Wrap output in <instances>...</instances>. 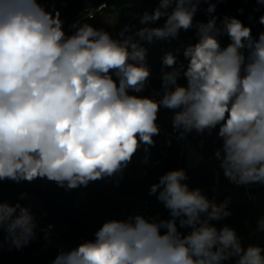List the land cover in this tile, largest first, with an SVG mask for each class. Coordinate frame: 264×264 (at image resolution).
<instances>
[{"label":"clouds","instance_id":"9594fccd","mask_svg":"<svg viewBox=\"0 0 264 264\" xmlns=\"http://www.w3.org/2000/svg\"><path fill=\"white\" fill-rule=\"evenodd\" d=\"M202 3L210 18L194 23ZM216 6L158 0L139 16L141 27L125 24L113 37L80 22L67 35L59 10L39 0H0V181L46 178L71 190L122 173L142 145L145 152L154 145L164 108L178 139L218 128L214 156L231 183L264 184V31L254 37L227 15L218 23ZM162 18L163 26H152ZM192 28L199 39L184 48L187 63L165 53L161 91L137 95L151 76L144 45ZM225 35L230 42L222 46ZM187 179L184 169H172L150 186L168 218L107 220L94 239L59 251L51 264H264V247L244 246L234 228L212 223L231 215L230 201L209 199ZM38 227L31 205L0 201V231L11 247L28 246ZM52 227L42 229L46 239ZM256 228L264 232V217Z\"/></svg>","mask_w":264,"mask_h":264},{"label":"trees","instance_id":"16d2710c","mask_svg":"<svg viewBox=\"0 0 264 264\" xmlns=\"http://www.w3.org/2000/svg\"><path fill=\"white\" fill-rule=\"evenodd\" d=\"M212 2L217 5L213 15L218 17V23L219 19L227 15L240 19L245 26L250 27L254 37H258V34L264 31V25L258 22L259 17L264 15V6L257 10L256 0H212ZM39 3L50 11L59 10L64 22L63 29L67 35L75 31L71 27L74 22L89 23L106 31L116 30L118 34L125 24L141 27L139 16L144 11L151 12L157 7L158 0H39ZM101 4L106 6L97 11L93 17L87 16L89 10L96 9ZM207 7L206 3L201 4L200 11L194 17V23L207 22L210 18L205 13ZM239 9H243V12L238 11ZM113 12H118L119 24L108 25L104 20ZM163 24L164 18L152 26H163ZM222 37L228 39L226 35ZM198 39L196 29L192 28L187 32L181 30L176 43L169 39L144 45L148 49L147 62L152 74L151 81L158 91H161L162 56L171 51L178 57V62L187 63L184 61L183 50L188 45L195 44ZM221 45L225 46L223 43ZM178 83L186 84L183 76ZM172 115L171 111L161 108L157 125L171 129ZM217 132L218 128L214 129L209 141L207 131L202 135L198 134V139L203 140V147L200 149L202 158L196 165L189 166L185 153L180 156V148L175 141L166 140L159 133L153 137L155 143L148 147L147 152L142 145L134 154L132 160H135L136 168L133 177L122 172L109 178L89 182L86 187L80 186L71 190L59 187L52 181L47 180L44 183L39 178L32 182L20 183L5 180L0 181V201L12 204L19 201L25 205V201L20 199L21 193L37 196L41 209L46 213L45 219L48 222L64 223L67 228L64 232L66 244L74 248L85 240L94 239L95 231L107 220H122L136 214L152 218H168V211L157 201L155 195H149V189L168 170L182 168L188 177L185 183L190 188H199L206 195L217 192L221 196L232 197V203L228 207L231 215L212 223L217 228L225 224L234 228L244 246L259 245L256 224L261 218V207L252 184L231 183L220 168V160L207 161L204 157L205 146L208 144V155L216 158L214 152L222 146V140L218 138ZM145 157L147 162H144ZM257 186L264 202V184ZM137 197L141 200L135 202ZM178 230L185 234L190 231L189 228H179V225ZM4 235L3 231H0V264H51L60 251L54 248H41L37 238H34L28 246L17 250L4 242ZM262 237L264 240V232ZM226 264H233V261H228Z\"/></svg>","mask_w":264,"mask_h":264},{"label":"built area","instance_id":"2783aa9c","mask_svg":"<svg viewBox=\"0 0 264 264\" xmlns=\"http://www.w3.org/2000/svg\"><path fill=\"white\" fill-rule=\"evenodd\" d=\"M106 4H101L99 7L96 9H91L88 11L87 16L93 17L94 14L104 8ZM46 9V8H45ZM47 11H50L46 9ZM55 13L54 11H50ZM113 37L117 36L116 30H110L108 31ZM152 74L149 78V83L146 89L138 93L137 95H142V96H153L155 92L158 90L153 86L152 81H151ZM160 134L164 136L166 140H173L175 143L179 146L180 148V156H183L186 150V143H187V137L185 139H178V133L173 131V127L167 128V127H160ZM206 195V194H205ZM209 199H215L217 203L223 202L225 200H229V205L232 203V197L231 196H221L217 192L206 195ZM36 217L37 224L39 227L36 230V237L38 240V244L41 248L43 249H48V248H54L58 250H64L67 251L69 249H72L66 244L65 238H64V232L67 230L66 225L64 223H53V222H48L45 219L46 213L42 210L41 213H34ZM48 225H52V229L49 232L48 238H45V232L42 231V229H47Z\"/></svg>","mask_w":264,"mask_h":264},{"label":"rangeland","instance_id":"374dc122","mask_svg":"<svg viewBox=\"0 0 264 264\" xmlns=\"http://www.w3.org/2000/svg\"><path fill=\"white\" fill-rule=\"evenodd\" d=\"M105 23L108 25H115L116 23L119 24V15L118 12H113L108 15V17L104 20ZM191 136L187 137V143H186V152H185V159L187 164L190 165H196L198 161L202 158V153L201 150L203 147V140L198 139V134L193 131L190 133ZM196 140V142L194 141ZM135 168H136V162L133 159L127 167L123 170V172L127 173L129 176L133 177L135 174ZM42 182H46L47 179H41L39 178ZM141 200L139 197H137L134 201H139ZM25 205H31L32 211L34 213H41V203L40 200L37 196H34L32 194H27V198L24 199Z\"/></svg>","mask_w":264,"mask_h":264},{"label":"water","instance_id":"95a60500","mask_svg":"<svg viewBox=\"0 0 264 264\" xmlns=\"http://www.w3.org/2000/svg\"><path fill=\"white\" fill-rule=\"evenodd\" d=\"M173 43H176L177 40L176 39H172ZM220 41L221 43H223L225 46L229 43L228 39L224 38V37H220ZM214 129L211 131V132H208L209 133V137H208V141L210 140L211 136H212V133H213ZM204 157L207 161H211V160H219L217 158H212L208 155V144L205 146V152H204ZM106 178H109V177H106ZM252 186L255 190V193H256V196H257V199L259 201V204H260V207H261V218L264 217V202H263V199H262V196H261V193L259 191V188L257 186L256 183H252ZM257 238H258V243L261 247H264V240H263V237H262V232L261 231H257Z\"/></svg>","mask_w":264,"mask_h":264}]
</instances>
